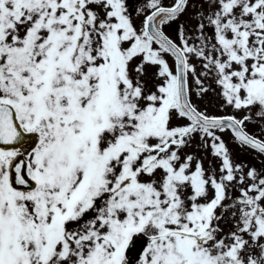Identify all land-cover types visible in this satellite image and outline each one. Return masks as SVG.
<instances>
[{
  "label": "snow or ice",
  "instance_id": "obj_1",
  "mask_svg": "<svg viewBox=\"0 0 264 264\" xmlns=\"http://www.w3.org/2000/svg\"><path fill=\"white\" fill-rule=\"evenodd\" d=\"M136 16L127 0H0V264H131L140 238L136 264H264V0ZM206 80L229 114L194 102Z\"/></svg>",
  "mask_w": 264,
  "mask_h": 264
},
{
  "label": "rangeland",
  "instance_id": "obj_2",
  "mask_svg": "<svg viewBox=\"0 0 264 264\" xmlns=\"http://www.w3.org/2000/svg\"><path fill=\"white\" fill-rule=\"evenodd\" d=\"M143 4L145 3V0H142ZM170 0H164L165 4H168ZM143 19V16H140L137 18V16H133V20L136 23L137 26L140 25L141 20ZM182 20L186 19V17H182ZM177 23H174V26L171 27L168 32L169 35L175 38L176 31H177ZM199 70V67H198ZM149 80V87H151L152 81L150 77ZM210 82L205 81V86H209ZM211 88H215L214 84L210 85V91L202 98V99H195L194 102L197 103L201 110H206L210 114H216V115H223V114H229L230 109H224L221 111L220 109V100L217 97V94L215 91H212ZM249 130L252 132H257V126L250 124L248 127ZM225 141L228 143V147L231 151L232 158L234 162L236 163H243L248 165L249 167L255 165L257 169L261 168V161L260 158L256 156V154L252 151L248 150H242L239 146H237L236 143H234L231 138L228 135L224 136ZM196 150V145H193L192 149H188L187 151H194ZM197 155L204 158V164L205 167H209V162L211 161V166L215 167L217 164V161H215L214 158L210 156V154L205 155L204 150H198ZM231 194V193H230ZM235 195H238V192L235 193ZM222 227L224 228L225 232L229 231L232 228V222L229 220L227 222H222ZM143 246H145V240L144 238H140L136 241V243L131 247V250L128 252V257L131 261V264H136V260L138 259V254L142 251Z\"/></svg>",
  "mask_w": 264,
  "mask_h": 264
},
{
  "label": "flooded vegetation",
  "instance_id": "obj_3",
  "mask_svg": "<svg viewBox=\"0 0 264 264\" xmlns=\"http://www.w3.org/2000/svg\"><path fill=\"white\" fill-rule=\"evenodd\" d=\"M138 7H139L138 5H136V8H131V7H129V10L135 12V11L138 9Z\"/></svg>",
  "mask_w": 264,
  "mask_h": 264
}]
</instances>
